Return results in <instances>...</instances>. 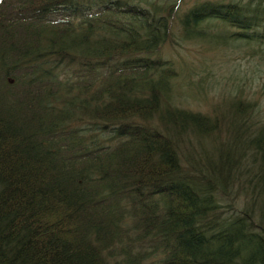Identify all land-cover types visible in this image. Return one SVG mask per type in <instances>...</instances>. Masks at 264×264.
<instances>
[{"label":"trees","instance_id":"1","mask_svg":"<svg viewBox=\"0 0 264 264\" xmlns=\"http://www.w3.org/2000/svg\"><path fill=\"white\" fill-rule=\"evenodd\" d=\"M180 2L0 0V264H104L137 223L156 264H264V0ZM178 39L248 50L225 106L187 107Z\"/></svg>","mask_w":264,"mask_h":264},{"label":"rangeland","instance_id":"2","mask_svg":"<svg viewBox=\"0 0 264 264\" xmlns=\"http://www.w3.org/2000/svg\"><path fill=\"white\" fill-rule=\"evenodd\" d=\"M102 1L103 0H83V2L92 4H98ZM181 1V10L192 2V0ZM177 41H180V39ZM208 48V46L199 45L197 43H183L180 41V45H175V50L173 51L174 56H176V59L178 60V66L182 68L183 74L186 72H188V74L190 73V75H185L187 79H191L192 86L194 88L193 99L189 98L187 107L192 110H200L203 112L211 111L212 109L217 110L225 106L224 98L228 97V94L222 91L212 93L209 90V82L216 79L218 69L224 70L225 77L231 76L230 72L234 71L233 76L231 77L241 76L243 77V80H245L246 77L250 76L252 68V66L249 65L251 56L247 53L248 50L242 52L241 48H237L230 50L227 49L226 51H211ZM165 49L168 48L165 47L162 52H165ZM169 53V55H171L172 50L169 51ZM205 70H208L215 76L212 77V75H209ZM179 80L182 81V76ZM218 81L223 82L225 80L220 79ZM196 83H201V86H197ZM220 86L223 87L222 85ZM259 87L260 84L258 82H254L249 88L250 94L252 96L262 95L264 97V95L260 93ZM128 230L130 233H127L122 237L123 242L121 240V242H113L116 237H111L112 230H109L108 228L105 229V235L108 236V238H106L105 248L102 249L101 257L103 263L135 264L130 261L134 258L141 260L142 257H146L144 262L142 261V264H156L159 262L162 257V250L160 248H158V251H155L152 245H149L145 249L137 245L140 237L145 233L142 231L143 225L141 223L132 224ZM102 233L104 234L103 230ZM128 244L131 245L128 246Z\"/></svg>","mask_w":264,"mask_h":264}]
</instances>
